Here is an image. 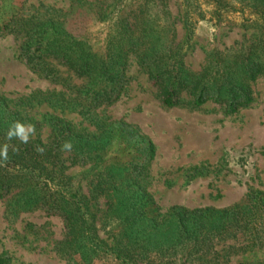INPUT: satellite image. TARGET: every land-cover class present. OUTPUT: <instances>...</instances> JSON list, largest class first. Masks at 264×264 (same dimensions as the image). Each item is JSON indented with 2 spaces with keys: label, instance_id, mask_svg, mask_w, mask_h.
<instances>
[{
  "label": "trees",
  "instance_id": "16d2710c",
  "mask_svg": "<svg viewBox=\"0 0 264 264\" xmlns=\"http://www.w3.org/2000/svg\"><path fill=\"white\" fill-rule=\"evenodd\" d=\"M239 1L256 17L250 22L264 26V0ZM213 4L216 13L210 16L219 18V10L228 4L221 0H213ZM165 5L164 0H108L106 7L100 6L96 12L99 21L106 24L105 43L99 52L72 35L62 20L42 15L0 19V36L19 38V59L44 79L57 81L61 67L83 81L77 100L88 109L110 106L120 99L131 57L165 108L178 106L184 94L191 97L194 107L211 102L224 105L228 113L248 105L252 101L250 84L264 77V33L251 38L246 46L216 52L194 72L185 62L186 51L194 39L196 23L206 16L197 0H182L178 21L185 37L181 44L176 41L175 20L167 15ZM16 122L22 123V119L0 99V150L8 146L7 160L0 156V200L8 198L7 212L11 214L42 210L48 216L61 217L66 229L65 248L79 240L78 251L92 254L95 248L100 254H112L119 264H156L159 258L168 264L179 249L200 252L216 222L225 230H246L249 235L259 232L264 211V195L260 193L249 195L245 206L217 214L210 209L174 208L166 230L161 231L155 217L148 216L154 211L146 210L148 197L137 186L154 159L153 144L148 141L145 145V159L138 157L141 150L135 144L127 143L123 148L128 158L104 161V153L114 143L119 144L113 147L117 150L122 145L121 126L110 135L101 133L106 137H97L78 133L70 122L57 120L47 141L38 138L24 143L18 137L7 139ZM66 142L71 143V150L63 148ZM93 162L98 171L90 177L94 167L88 166ZM72 168L82 173H73ZM87 185L88 193L105 199L109 206L104 223L114 221L112 248L97 234L90 197L85 194ZM207 218L214 219L212 225L211 221L205 225ZM254 240L246 246L253 248L257 244ZM0 264H5L1 258Z\"/></svg>",
  "mask_w": 264,
  "mask_h": 264
},
{
  "label": "rangeland",
  "instance_id": "374dc122",
  "mask_svg": "<svg viewBox=\"0 0 264 264\" xmlns=\"http://www.w3.org/2000/svg\"><path fill=\"white\" fill-rule=\"evenodd\" d=\"M107 1L0 0V19L9 15L54 17L99 52L105 43L106 24L99 21L96 12L100 6L105 8ZM164 1L167 15L175 20L176 41L182 44L185 30L178 21L182 0ZM197 1L206 17L196 23L194 39L186 51L185 62L191 71L199 72L216 52L246 46L251 38L264 33L261 22H250L256 17L239 0H221L228 6L219 10V18L210 16L216 13L213 0ZM20 44L14 35L0 36V99L22 124L34 126L28 140L47 141L52 124L61 120L70 122L78 133L97 137L103 132L110 135L121 126L122 145L117 150L113 147L119 144L114 143L104 153V161L128 158L123 148L127 143L135 144L141 150L138 157L145 159L143 149L151 142L155 156L137 186L148 197L146 210L154 211L147 214L155 217L161 231L166 230L174 208L210 209L217 214L245 206L253 193L264 195V77L250 84L252 101L235 113L211 102L194 107L187 94L178 106L165 108L131 57L120 99L110 106L88 109L77 100L83 81L61 67L57 81L44 79L19 59ZM94 166L93 162L88 168ZM97 171L94 167L90 177ZM71 172L82 173L79 168ZM89 189L87 185L85 194L90 197L97 234L112 248L114 221L104 223L109 206L105 199L88 193ZM6 199L0 200V258L5 264H119L112 254H100L95 248L92 254L78 251L79 240L65 248L66 229L61 217L48 216L42 210L11 214ZM261 215L257 235L221 229L216 222L200 252L179 249L168 264H264V211ZM212 221L205 219V225H212ZM252 238L257 244L248 248ZM166 262L159 258L156 264Z\"/></svg>",
  "mask_w": 264,
  "mask_h": 264
},
{
  "label": "clouds",
  "instance_id": "9594fccd",
  "mask_svg": "<svg viewBox=\"0 0 264 264\" xmlns=\"http://www.w3.org/2000/svg\"><path fill=\"white\" fill-rule=\"evenodd\" d=\"M34 133V126H25L20 122H16L7 132V139L11 140L13 137H18L22 142L26 143L28 141L29 134ZM71 143L66 142L63 148L66 150H71ZM7 144L4 145L3 149L0 150V156L7 160ZM42 151V150H40Z\"/></svg>",
  "mask_w": 264,
  "mask_h": 264
}]
</instances>
